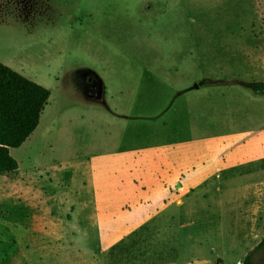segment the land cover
I'll return each mask as SVG.
<instances>
[{"label":"rangeland","instance_id":"1","mask_svg":"<svg viewBox=\"0 0 264 264\" xmlns=\"http://www.w3.org/2000/svg\"><path fill=\"white\" fill-rule=\"evenodd\" d=\"M0 63L50 93L37 128L10 150L17 171L0 176V264L242 263L249 249L204 223L158 236L128 231L132 221L113 226L149 215L162 202L151 195L173 196L179 175L224 169L242 154L228 153L239 138L120 160L116 148L149 144L158 124L126 118L163 114L175 96L169 115L181 132L198 126L187 108L195 101L184 99L210 96L218 112L199 124L212 132L264 128V117L226 110L264 106L241 85L264 82V0H0ZM85 72L102 82V104L86 100ZM186 186L183 195L194 183Z\"/></svg>","mask_w":264,"mask_h":264},{"label":"crops","instance_id":"2","mask_svg":"<svg viewBox=\"0 0 264 264\" xmlns=\"http://www.w3.org/2000/svg\"><path fill=\"white\" fill-rule=\"evenodd\" d=\"M96 80L98 88L93 93H89L86 100L102 104L105 99V89L102 82L98 78ZM177 94L178 92L175 93V95ZM176 97L169 100V110L163 114L145 117L128 116L126 118L129 122H132L133 119L153 121V123L158 124L160 132L152 136L153 139L149 141V144H139L133 142V140L123 139L122 143L116 148L119 160L124 157H132L143 151L177 149L185 146L187 143H210L211 148H214L213 142L215 140L229 137H237L239 140L228 148V153L241 147L242 154L236 155V159L227 161V164L223 167L224 169H211L204 177H200L199 180H190L186 176L187 174L184 176L179 175L180 180L177 182V189L183 190L187 187L188 182L194 183V186L189 187L188 194L183 195L179 192L180 190L173 193V196H169L164 192L153 193L151 196L155 202L158 200H162V202L156 205L149 215H143L139 210L138 213H132L135 216L134 219H116L113 226L117 225V223L132 221L133 228L128 231H141L145 227L149 231L156 232L157 235L158 232L162 234L163 232H169L172 227H177L178 231H182L188 227L196 228L200 223H204L205 229L215 232L217 239L225 232L227 239L234 244L235 249H244L245 252L249 249L250 251L264 237V128L260 127L256 130L240 131L233 135H230L231 133L228 132L221 134L212 132L211 129H215V126L211 123L202 122V124H199L200 120L203 121L205 119V115L210 113L217 114L218 112V108L213 105L219 104L220 99L210 96L206 98L191 97V99H184L183 103L186 100L195 101L193 105L187 108L195 112L198 118V126L195 128V135L187 129H183V132H181L179 131V127L172 128V122L174 121L173 113L169 115L175 109L172 105L176 104L178 99ZM252 100L259 102L261 99ZM228 104L229 107H232L230 102ZM226 110L233 114L239 113L238 115L264 117V106H249L239 109L227 108ZM219 112L221 111L219 110ZM253 121L256 122L257 119L253 118ZM245 123L242 125H246ZM161 131L162 134L159 136ZM165 132H168L170 135L165 134ZM240 169L244 171H239ZM223 173H226V176ZM126 216V213L122 214V218ZM187 217H193L194 219L189 221ZM105 224L109 225L107 221ZM101 225L100 222L96 225L99 230H101ZM171 232L175 234L174 231ZM177 237H179V234ZM218 241L215 240V242ZM217 247L220 248L218 245ZM245 255L246 253L242 257H245ZM215 257L223 260L222 253H217Z\"/></svg>","mask_w":264,"mask_h":264},{"label":"trees","instance_id":"3","mask_svg":"<svg viewBox=\"0 0 264 264\" xmlns=\"http://www.w3.org/2000/svg\"><path fill=\"white\" fill-rule=\"evenodd\" d=\"M255 95L264 96V82L241 84ZM50 93L0 63V176L15 173L17 161L10 150L18 149L39 124ZM260 254L261 261L254 256ZM241 264H264V237Z\"/></svg>","mask_w":264,"mask_h":264},{"label":"flooded vegetation","instance_id":"4","mask_svg":"<svg viewBox=\"0 0 264 264\" xmlns=\"http://www.w3.org/2000/svg\"><path fill=\"white\" fill-rule=\"evenodd\" d=\"M83 84L88 93H93L98 88L97 80L91 76L90 73H85L83 77Z\"/></svg>","mask_w":264,"mask_h":264}]
</instances>
